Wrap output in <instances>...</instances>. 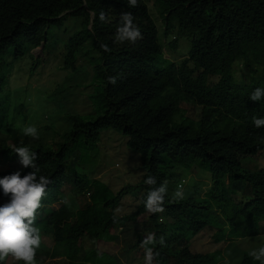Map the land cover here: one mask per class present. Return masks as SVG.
<instances>
[{"label": "trees", "instance_id": "16d2710c", "mask_svg": "<svg viewBox=\"0 0 264 264\" xmlns=\"http://www.w3.org/2000/svg\"><path fill=\"white\" fill-rule=\"evenodd\" d=\"M156 4L165 22V37L172 30L179 36L196 35L188 58L179 64L164 57L157 24L142 0L136 7H130L128 0H0V93L9 73L5 55L12 51L16 59L26 54L34 58L32 52L43 43L44 54L50 51L52 32L68 17L79 18L81 29L63 42V69L77 71L79 57L91 50L96 54L95 76L104 87L103 116L91 122L70 117L73 128L59 142L29 147L37 153V177L51 181L35 226L40 232L50 228L54 245L51 249L41 245L35 264L59 258L69 264H120L96 249L84 251L85 241L117 242V230L130 221L143 231L127 252L139 264H146L143 241L149 234L156 241L169 239L166 247L149 245L159 254L152 264H221V249L200 252L192 249L191 241L212 234L210 243L218 247L226 241L224 224L228 237L260 235L264 168L255 157L264 151V127L256 128L252 118H264V99L252 101L249 96L256 88L264 89V0H156ZM101 11L106 16L103 22ZM128 12L142 34L135 43L116 40L121 15ZM177 43L171 47L176 49ZM240 65L249 76L237 79L234 68ZM3 104L0 152L6 160L17 161L12 148L20 140L10 135L6 101ZM110 129L127 138V147L140 156L145 171L137 185L116 194L81 172V153L94 151L101 133ZM177 165L195 176L209 174L210 191L200 200L174 199L167 193L164 211L149 213L144 201L153 186L145 180L155 177L154 187L176 180L179 175L168 170ZM17 171L23 176L33 169H14L0 173V178ZM138 187L145 194L136 210L118 215L125 198L139 201L134 194ZM7 201L0 189V205ZM216 209L224 223L217 220ZM82 251L85 257L79 261ZM240 264L260 262L244 252Z\"/></svg>", "mask_w": 264, "mask_h": 264}, {"label": "rangeland", "instance_id": "374dc122", "mask_svg": "<svg viewBox=\"0 0 264 264\" xmlns=\"http://www.w3.org/2000/svg\"><path fill=\"white\" fill-rule=\"evenodd\" d=\"M147 5L151 16L155 20L160 42L164 45V57L179 64L191 49V42L196 35L184 34L179 36L178 30H172L165 37V22L160 17L156 0H142ZM81 20L77 17H68L62 23L59 30L54 29V37L50 39V51L38 48L32 53L31 58L26 54L23 58L16 59L12 51H9L4 60L8 68V77L5 82L3 92L0 93V106L6 104L8 109V123L11 128L10 135L14 140H20V144L26 141L24 146L32 147L39 143L51 145L61 140L63 135L71 132L73 122L70 117L78 116L86 122H91L103 116L106 111L104 87L95 76V64L93 60L95 52L86 50L79 57L78 69L73 72L63 69V42L67 41L76 32L80 31ZM178 40L177 48L173 49L171 44ZM63 49V48H62ZM87 54V56L85 55ZM88 60V62H87ZM236 78L249 76V72L241 65L234 68ZM187 110V109H186ZM189 115L192 112L187 110ZM7 120V119H6ZM35 126L38 129L39 139L23 135L22 129L25 126ZM37 142V144H35ZM19 144V145H20ZM3 150L0 152V173L11 170H23L19 160L8 161L3 157ZM81 172L87 174L93 180H99L105 184L114 194L122 189L137 185L145 176V171L141 166L140 156L133 153L127 147V138L115 130H106L101 133V141L94 151L82 152ZM259 168H264V151L259 152L255 157ZM179 175L176 180L167 183V193L174 198L177 190L176 182L184 179V198L195 197L204 199L206 193L212 187L211 176L207 173L195 176L193 172L187 171L181 166H175L168 170ZM134 194L139 196V201H134L127 197L122 201L116 210L118 215L131 214L137 208L138 203L144 197L145 191L135 188ZM80 206V204H79ZM72 213L75 209L68 204ZM214 216V214H213ZM215 216L220 223L224 220L220 217L219 210H215ZM137 232L133 233L132 230ZM223 233L226 234V241L215 247L211 245L212 234L198 235L191 242L193 250L213 251L215 248L221 249V264H240L244 252L258 249L264 245V222L260 226V235L252 238L228 237L230 231L224 224ZM42 247L51 249L54 245L53 234L50 228L41 229ZM143 233L141 227L135 222H129L124 229H118L119 239L117 242H109L101 239L93 243L87 239L84 251L96 249L100 254H106L117 258L120 264H139V260L133 259L129 251V245L136 242L137 236ZM166 247L168 238H164ZM130 241V242H129ZM82 251L79 261L85 257ZM23 261H15L11 257L8 264H21ZM43 264H69L67 260L59 258L57 260H45Z\"/></svg>", "mask_w": 264, "mask_h": 264}, {"label": "clouds", "instance_id": "9594fccd", "mask_svg": "<svg viewBox=\"0 0 264 264\" xmlns=\"http://www.w3.org/2000/svg\"><path fill=\"white\" fill-rule=\"evenodd\" d=\"M137 3L138 0H128L130 7H136ZM99 18L102 22L106 20L103 11L100 12ZM141 36L132 14L130 12L123 13L121 24L116 31V40L135 43ZM101 47L106 52L110 51L107 45H101ZM108 79L110 83H116L115 77ZM249 98L252 101H261L264 99V89H254ZM252 121L256 128L264 127V118L253 117ZM22 132L25 136L39 139L38 129L34 125L25 126ZM12 151L18 155L19 162L24 168H31L33 171L23 176L20 171H17L0 178V189H2L3 195L8 197V201L0 205V264H5L9 257L15 261H23L24 264H35L37 251L42 244V236L35 223L47 186L51 181L43 175L37 177L36 152L23 144L14 145ZM183 181L184 179L177 186L174 199L184 198L183 185H180ZM145 184L153 186L144 201L146 210L152 214L163 212L167 181L161 183L159 187H154L157 181L155 177L149 175ZM156 243L164 246L165 240L161 237L159 241H156L154 234H149L143 241L146 264H152L155 256L159 255L153 252L152 247H149V245L155 246ZM249 256L259 261L260 264H264V246L250 250Z\"/></svg>", "mask_w": 264, "mask_h": 264}, {"label": "water", "instance_id": "95a60500", "mask_svg": "<svg viewBox=\"0 0 264 264\" xmlns=\"http://www.w3.org/2000/svg\"><path fill=\"white\" fill-rule=\"evenodd\" d=\"M40 49H41V50H43V49H44V43L41 45Z\"/></svg>", "mask_w": 264, "mask_h": 264}, {"label": "built area", "instance_id": "2783aa9c", "mask_svg": "<svg viewBox=\"0 0 264 264\" xmlns=\"http://www.w3.org/2000/svg\"><path fill=\"white\" fill-rule=\"evenodd\" d=\"M184 181L180 184V185H183Z\"/></svg>", "mask_w": 264, "mask_h": 264}]
</instances>
